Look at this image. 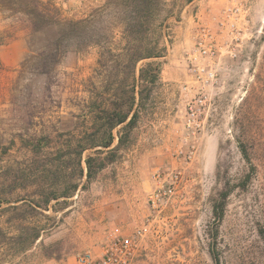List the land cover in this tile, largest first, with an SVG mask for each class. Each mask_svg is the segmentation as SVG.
Instances as JSON below:
<instances>
[{
    "label": "rangeland",
    "instance_id": "1",
    "mask_svg": "<svg viewBox=\"0 0 264 264\" xmlns=\"http://www.w3.org/2000/svg\"><path fill=\"white\" fill-rule=\"evenodd\" d=\"M14 38L28 51L0 65V264L73 263L142 223L154 170L181 164L196 65L216 73L202 151L134 264H264V0H0V45ZM142 69L129 140L88 181L78 115Z\"/></svg>",
    "mask_w": 264,
    "mask_h": 264
},
{
    "label": "built area",
    "instance_id": "2",
    "mask_svg": "<svg viewBox=\"0 0 264 264\" xmlns=\"http://www.w3.org/2000/svg\"><path fill=\"white\" fill-rule=\"evenodd\" d=\"M237 10L239 11L238 8L228 9L231 14ZM204 35L211 37L207 29ZM198 50L205 55L216 54L215 49L211 46L206 48L204 42ZM190 73L196 85L195 94L186 101L181 143L174 152V158L181 164L161 166L154 170V187L148 196L151 213L131 233H124L120 227H115L106 234L99 250H86L80 253L73 263L60 261L56 264H134L142 255L145 238L185 180L187 168L183 164L189 165L197 159L209 127L211 103L207 88L215 79V70L208 66L196 65L190 68Z\"/></svg>",
    "mask_w": 264,
    "mask_h": 264
},
{
    "label": "trees",
    "instance_id": "3",
    "mask_svg": "<svg viewBox=\"0 0 264 264\" xmlns=\"http://www.w3.org/2000/svg\"><path fill=\"white\" fill-rule=\"evenodd\" d=\"M186 1L191 2L193 0ZM77 23H80V21H71L64 24L66 26L70 25L73 28ZM162 55L161 50H148L145 54L139 56L138 60ZM60 58L58 54L48 57L49 62L53 61L55 64L59 63ZM144 72L145 69H142L138 76H134V82L129 85V89H123L122 92L116 91L110 94L103 92L101 93L100 99L96 98L92 101L86 100L82 113L78 115L83 120L85 126L88 122H91L90 126H86L91 131L86 130V135L84 137L82 136L78 144L80 146L78 155L80 162L82 163V160H84L86 163V176L88 181L106 167L107 164L115 161L119 150L129 140L131 131L137 122L138 108L143 101L144 90L143 88H139V84L145 80ZM149 81L154 82L155 76ZM83 127L81 122H79L76 129ZM116 139L117 143L115 144ZM38 142H33L32 146L34 148L40 147ZM94 148H97L95 152L89 154L84 159V152ZM244 154L248 155L247 152H244ZM38 236L39 234H35L33 239H37Z\"/></svg>",
    "mask_w": 264,
    "mask_h": 264
},
{
    "label": "crops",
    "instance_id": "4",
    "mask_svg": "<svg viewBox=\"0 0 264 264\" xmlns=\"http://www.w3.org/2000/svg\"><path fill=\"white\" fill-rule=\"evenodd\" d=\"M27 51V45L24 39H6L0 45V65L10 69L16 68L26 58Z\"/></svg>",
    "mask_w": 264,
    "mask_h": 264
}]
</instances>
